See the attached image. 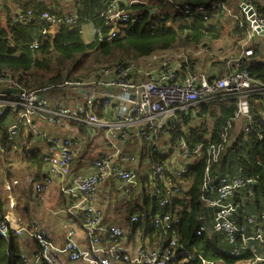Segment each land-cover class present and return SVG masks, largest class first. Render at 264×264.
Returning a JSON list of instances; mask_svg holds the SVG:
<instances>
[{
    "label": "built area",
    "instance_id": "1",
    "mask_svg": "<svg viewBox=\"0 0 264 264\" xmlns=\"http://www.w3.org/2000/svg\"><path fill=\"white\" fill-rule=\"evenodd\" d=\"M73 2L64 0L58 12L46 9L41 11L39 16L44 22H48L52 29L61 23L72 24L78 17ZM146 2L147 0H104L99 17L103 25L108 27L107 37H117L129 22L135 20L134 14L129 11L131 5ZM224 3L225 0L214 1L213 10H224ZM241 3L233 15L235 18L241 16L239 25L247 34V39L252 35L264 36L263 12L252 3L244 2L246 6ZM181 7L183 15L192 12L200 13L205 18L208 15L202 6L193 8L185 4ZM251 8L252 13L248 15L247 12ZM31 16V9L21 10L16 13L14 20L24 22L30 20ZM50 28L44 32L52 31ZM93 32V38L96 35H100V40L105 37L101 36V30L95 26ZM33 45L37 46V43ZM240 48L237 55L228 59L227 71L216 76L192 70L185 63L182 69L181 62H187L182 52L174 53L181 57L177 66L171 60L173 55H163L155 68L144 71V78L141 80L134 76L140 69V61L150 62L158 58V54L143 55L122 63L104 64L85 80L66 77L57 84L29 89L20 87L11 76L0 72V115L5 109L12 108L17 112V119L9 127L10 136L23 127L35 130L38 118L57 127L68 119L85 126L91 134L103 129L104 141L112 146V151L91 160L89 173L79 174L72 173V139L59 136L51 138L50 141L55 145L45 157L47 173L42 181L34 184V189L36 192L48 189L56 179L65 183L61 186V192L67 197L76 198L72 213L75 209L81 214L87 243L83 245L70 233L66 242L58 245L43 233L29 231L39 246L32 264L52 262V255L57 253L66 254L70 261L80 260L85 264H174L177 252L182 249L175 237L170 238L164 246L161 243L149 242L148 237L141 241L140 233L126 245L116 240L123 237L126 231L117 223L103 221L102 213L97 207L96 193L102 182L111 180L123 197L129 198L133 195L137 205L144 202L146 195L151 199H158L160 206L167 203L171 196L179 195L187 186V182L182 178L183 172L202 155L201 143L190 144L184 136L188 134V126L196 120L194 109L200 103L235 97L238 100L234 122L242 120V126L240 131H235L234 126V135H230L228 131L232 124L228 122L220 131V142L209 145L204 166L205 174L200 185V199L206 207L215 210L210 234L223 232L228 241L233 243L236 241V234L242 231L241 242L245 249L255 253L256 245L264 246V230L259 220L245 215L252 230L250 233L244 232L243 228L237 225L235 218L244 201L231 200L237 188L252 183L253 180L225 173L220 175L215 183L209 170L211 163L218 160L220 152L230 146L231 140L235 139L238 132L250 133L254 119L250 115L249 99L254 97L256 103L264 105V82L252 78L243 67L247 58L253 54V48L246 44H241ZM205 50L208 52L209 49L205 47ZM209 51L210 56L215 54ZM221 51L222 49L218 48L216 53ZM14 88L18 90H12ZM51 90L59 93L53 102L46 96ZM107 109L112 111L110 116H105ZM101 112L103 115H99ZM261 115V123L264 124V115ZM131 126L135 140L140 145L146 143L150 146L151 153H158L162 158L152 161L150 157H143L142 166L137 168L138 156L129 152L123 153L122 148L117 145V140H127ZM205 135L210 137L209 130ZM140 176L143 181H140ZM160 185H163V189ZM140 216L142 214L138 212L131 218L133 220ZM169 219L168 213H155L150 225L163 230L169 226ZM9 228L15 233H24L23 227L15 220L11 221L1 210L0 232L5 233ZM201 228L204 229L203 226ZM105 235L109 236L108 239L102 240ZM127 245L131 248L126 249ZM237 250L236 248L235 251Z\"/></svg>",
    "mask_w": 264,
    "mask_h": 264
},
{
    "label": "trees",
    "instance_id": "2",
    "mask_svg": "<svg viewBox=\"0 0 264 264\" xmlns=\"http://www.w3.org/2000/svg\"><path fill=\"white\" fill-rule=\"evenodd\" d=\"M73 1L78 12L74 23H61L54 31L44 32L50 27L48 22L40 18L41 11L49 9L50 12H58L64 0H0V72L11 76L22 88H36L61 82L70 71L76 69L72 67L88 55H92L96 62L105 60L107 63H122L125 59L134 60L178 46L207 45L222 35L223 25L215 15L223 10L212 8L214 1L222 0H148L146 3L133 4L129 11L134 14L135 20L113 38L107 37L108 27L103 25L99 17L104 0ZM244 1L252 3L264 14L260 0ZM185 4L193 8L202 6L208 15L206 18L197 12L183 15L181 6ZM27 9L32 10L30 20H14L19 10ZM85 22L99 28L101 36L106 38L100 40V35H96L89 41L83 39L82 25ZM247 59L243 67L252 78L264 82V60L258 59L256 54ZM68 66L69 70L64 73ZM237 100V97L217 99L198 105L195 115L198 122L188 126V134L184 136L190 144L201 143L202 155L182 174L187 182L186 189L179 195L171 196L163 206L159 205L158 199H151L149 195L145 196L142 204L137 205L131 195L123 209L124 223H118L126 232L116 240L126 245L140 233L141 241L148 237L149 242L164 246L170 238L175 237L182 249L177 252L174 264H264V246L256 245L255 253L245 249L241 242L242 231L236 234L233 243L228 241L223 232L210 234L215 210L206 207L200 199L207 149L209 145L220 142V131L228 122L232 124L228 134L234 135L232 128L239 122H234ZM249 103L250 115L254 119L250 133L238 132L230 146L220 152L218 160L212 162L209 169L215 183L225 173L253 180L237 188L231 197L233 202L244 201L235 218L237 225L246 233H250L252 228L245 215L258 219L264 230V124L261 123L264 105L256 103L254 97L249 99ZM16 119L17 112L12 108L5 109L0 115V159L6 156L12 144H16L14 136L21 132L18 130L14 135H9V127ZM208 130L210 137L205 135ZM149 150L150 146L143 143L137 153L138 158L150 157L152 161L162 158ZM44 157L46 155L37 147L32 148L27 156L39 170L45 163ZM139 179L143 181L142 176ZM160 188L163 189V185ZM134 197L137 198L136 194ZM138 212L142 216L132 220L131 216ZM163 212L170 216L169 226L160 230L150 225L152 216ZM108 237L102 236V240ZM52 258L57 259V254H53ZM52 262L44 261L43 264ZM27 263L21 249L20 234L10 228L5 233L0 232V264Z\"/></svg>",
    "mask_w": 264,
    "mask_h": 264
},
{
    "label": "crops",
    "instance_id": "3",
    "mask_svg": "<svg viewBox=\"0 0 264 264\" xmlns=\"http://www.w3.org/2000/svg\"><path fill=\"white\" fill-rule=\"evenodd\" d=\"M264 11V0H260ZM237 30V29H236ZM231 35V33H230ZM230 35L223 37V40L217 39L207 45H196L182 46L191 50V58L187 59L191 61L181 62L183 69L185 65L189 64L188 67L195 71H202L207 73L209 76L222 75L227 71V61L222 59L225 56H233L237 50V47H241V44L250 45L253 48V54H256L258 59L264 60V36L263 35H252L248 40L247 34L232 39ZM243 40V42H242ZM220 43V44H219ZM222 43V45H221ZM219 45H221L219 47ZM207 47L212 52H216L215 49L221 48L223 53L216 55L214 60H211V56L205 50ZM177 48L167 51H159L154 54H158V58L151 60L150 62L140 63L139 71H136L135 78L141 80L144 78V71L155 68L163 55H173L171 60L177 66L181 61V57L174 53L183 52L180 50L176 51ZM213 49V50H212ZM221 51V52H222ZM187 52V51H186ZM188 53V52H187ZM229 54V55H227ZM185 55V54H184ZM186 56V55H185ZM185 63V65H183ZM194 63V64H192ZM58 91H48L46 94L50 102H53L58 97ZM105 116L112 114L111 109L105 111ZM99 115H103L102 112ZM35 130L28 127H23L21 132L19 131L15 136L14 140L16 144H12V147L8 150L6 156H2L0 159V169L3 171V178L0 177V199L2 201V211L9 217L11 221L18 222L22 227L20 237L26 239L27 234L36 245L33 250V255L28 258L29 264H32V259L37 250V241L35 237L28 234L29 231H37L38 233H44L46 237L55 244L62 245L66 242L68 235L71 233L72 237L86 245L87 238L82 226L78 228L75 226L74 221H82V216L74 209L73 203L76 198L67 197L61 192V186L65 183L54 180L50 188L45 189L41 192H36L34 184L38 181H42L47 173V159L42 165L41 169L37 168L31 160H28L27 156L32 148H39L40 152L45 156L52 150L53 142L51 138L62 137L72 139V152H73V167L72 173L87 174L91 171V160L97 156L106 154L112 151V146L105 140V131L99 129L97 133L91 134L87 131L85 126L78 124L73 120H66L64 123L57 127L42 118H38ZM235 131H238L243 121L238 120ZM128 138L125 141L117 140V145L122 148V151L137 155L141 145L133 137V126L129 129ZM21 159L22 163L19 167L14 169L13 164L9 165V162L15 164L17 160ZM144 159V158H143ZM143 164V160L139 158L137 168ZM114 188V189H113ZM113 184V181L106 180L102 182L97 191V207L102 213L103 221L116 222V219H120V213H124V200L116 203L112 198V192L117 191ZM112 189V190H111ZM109 202V204H108ZM113 202V203H112ZM26 252L30 251V248L24 243ZM56 260H59L62 264H85L80 260H69L66 254H58L57 259H53L52 264H58Z\"/></svg>",
    "mask_w": 264,
    "mask_h": 264
},
{
    "label": "rangeland",
    "instance_id": "4",
    "mask_svg": "<svg viewBox=\"0 0 264 264\" xmlns=\"http://www.w3.org/2000/svg\"><path fill=\"white\" fill-rule=\"evenodd\" d=\"M240 2H245V1L244 0H225V3H224L225 9L223 11L218 12V14L216 13L217 15L214 14L215 16H217L219 18L220 22L223 25V28H222L223 30H222V35H221L220 41L223 40V37L230 35V33H231L230 36L232 37V39L235 38V35H237L238 37L246 35L245 31H243L239 25V22L242 20L241 16L239 15V16H237V18H235V16L233 15V13H235L239 9V3ZM215 16H214V18H215ZM82 26H83V28H82L83 39H85L86 41L91 40V38L93 37V33H94L93 32V26L91 25L90 22H85ZM50 29H52V28H50ZM52 31H53V29H52ZM242 42H243V40H242ZM221 45H222V43H221ZM221 45H219V47ZM191 47H194V46H191ZM173 49L174 48H170L167 50H173ZM167 50H165V51H167ZM180 50H183L186 57L188 59L191 58V60H192V54L190 53L191 50H189L185 47H182V46H178L176 51H174V52H178ZM215 50H217V49H215ZM236 50L237 51L235 53L238 54L240 52L241 48L237 47ZM221 53H223V51L218 52V53L215 52V54L210 57L211 60H214L215 59L214 57L216 55L217 56L220 55ZM237 54H235V55H237ZM227 55H229V54H227ZM231 57H234L233 54L231 56H228V57L225 56L222 60L225 62L227 61V64H228V59H231ZM188 59H187L188 63L191 64L190 63L191 61H189ZM125 60H129V59H125ZM117 62H119V61H117ZM104 64H110V63H107L105 60H103V61L98 60V62H96L93 60L92 55L85 56L82 59L81 63H78L76 66L72 67V69H75V68L76 69L74 71H70L68 73V77L74 78V79H83V80L88 79L89 77H91L92 74L95 73V71H97L101 67H103ZM192 64H194V63H192ZM70 66H72V65H70ZM70 66H68V67H66V69H64V73L66 72V70H69ZM194 111H195V113H197L198 107H196L194 109ZM196 121L198 122V119H196L195 122ZM21 163H22V161H21V159H19V160H17V162L15 164L13 163V161L9 162L8 164L9 165L13 164V167L15 169L16 167H19L21 165ZM3 174H4L3 171H1V169H0V177L3 178L4 177ZM111 194L113 195L111 199L116 203L122 201V199H123L124 204H126L127 199H129L127 197H123L122 194H119V193H117V191H114V190ZM108 204H109V202H108ZM123 215H124V213H120L119 216H121V218L116 219V222H109V221H104V222L105 223L108 222V223H121V224H123L124 223L123 222L124 221ZM74 223H75V226L78 228H81V226L83 225L82 221H80L79 223L74 221ZM24 233H27V231H25ZM25 236H26L27 240H24L22 237H20V243H21L22 252L26 256L27 261H28V258L33 255V250H35L36 245H35V242L27 234H25ZM24 243H26V245L30 248L29 252H26ZM125 248L130 249L131 247H130V245H127ZM27 264H29V262Z\"/></svg>",
    "mask_w": 264,
    "mask_h": 264
},
{
    "label": "water",
    "instance_id": "5",
    "mask_svg": "<svg viewBox=\"0 0 264 264\" xmlns=\"http://www.w3.org/2000/svg\"><path fill=\"white\" fill-rule=\"evenodd\" d=\"M241 4H242L243 6H246V5H247V4L244 3V2H242ZM247 7H249V6H247ZM251 11H252V8H251V10H249V11L247 12V14L250 15V14L252 13ZM151 12H153V10H151ZM251 16H252V15H251ZM108 89H109V88H108ZM12 90H18V89L14 88V89H12ZM177 248L180 249L179 246H178Z\"/></svg>",
    "mask_w": 264,
    "mask_h": 264
},
{
    "label": "clouds",
    "instance_id": "6",
    "mask_svg": "<svg viewBox=\"0 0 264 264\" xmlns=\"http://www.w3.org/2000/svg\"><path fill=\"white\" fill-rule=\"evenodd\" d=\"M147 2H148V0H147ZM75 6V5H74ZM19 11H21V10H19ZM16 15V14H15ZM82 28H83V26H82ZM91 39H93V37L91 38ZM118 224V223H117ZM13 231V230H12ZM13 232H15V231H13ZM44 234V233H43ZM45 236V235H44ZM46 237V236H45ZM47 238V237H46ZM36 240V239H35Z\"/></svg>",
    "mask_w": 264,
    "mask_h": 264
}]
</instances>
